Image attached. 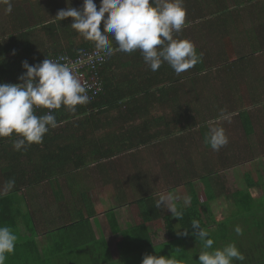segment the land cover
Wrapping results in <instances>:
<instances>
[{"label":"trees","instance_id":"1","mask_svg":"<svg viewBox=\"0 0 264 264\" xmlns=\"http://www.w3.org/2000/svg\"><path fill=\"white\" fill-rule=\"evenodd\" d=\"M25 1L11 0L13 7ZM48 2L49 14L52 17H55L58 10L66 9L62 8V2L57 0ZM94 2L99 6L100 0ZM38 3L41 4V1L38 0L37 5ZM82 3L83 0H68L65 7L80 8ZM184 7L185 26L173 35L176 39L190 40L197 54L201 55V62L177 75L166 62L162 63L157 71H152L145 64L139 50L132 53L115 51L108 57L100 72L104 83L103 92L90 104L76 105L75 112L63 105L60 109H55L52 114L56 117L57 127H68L76 117L80 119L77 122L78 127H84L87 120L95 122L96 125L100 122V117L111 110L128 111L131 105L136 104L149 115L148 108L154 103H160L175 115L171 122H175L180 132L183 129V113L188 112V116L194 114L189 116L187 127L190 131L197 128L200 136L205 138L208 122L221 118L223 110V113L230 114L231 119H224L220 127H233L246 141L254 137L258 146L256 150L264 156V128H260L258 132L254 131V125L260 122L257 116L250 113V110L257 112L264 109V0H184ZM19 19L18 22L9 24L10 30L6 27L10 31L8 38L1 37L6 39V42L0 43V83H20L17 78L24 72L22 61L26 60L30 65L37 64L51 56L64 53L73 55L76 50L95 46L93 41L85 38L80 41L79 47L73 45L74 37L80 34L70 27L73 22L70 17L59 22H47L43 27L38 22L28 21L26 17ZM38 27H41L44 35L45 51L41 53L37 51L39 42L33 37V31L39 29ZM66 41L71 46L61 47ZM113 46L115 47V44ZM215 47L216 50H210ZM9 52L13 53L10 61L4 59ZM32 55L33 58L30 59ZM11 68L13 76L10 73ZM6 76L9 78L4 81ZM183 98L186 106L184 110ZM34 111L37 116L46 114L44 111ZM194 112L201 115L197 116ZM120 120L123 119L118 116L114 121ZM141 125V131H133L132 128L121 141H129L131 147L149 148L150 141L154 139L159 144L158 149L171 143L175 146L174 150L168 154L166 151H159L160 155L169 157L178 151L176 144H179L180 148L181 137L172 134L168 118H144ZM156 127L159 129L156 130ZM54 129L50 128L43 137L46 138L44 143L48 150L49 143L52 142L49 140L59 137L50 136L56 133ZM82 149V146L74 143L56 150L61 156L60 159L68 156L77 158L80 162L78 167H82L87 158L86 151L83 150L85 155L81 154ZM89 150L91 160H95L98 150ZM121 151L117 150L118 153ZM111 154L114 155V150ZM251 186L263 189L262 198L247 193ZM188 195V206L176 205L177 210L182 213L180 218L166 213L162 206L158 207L159 201L148 190L143 192L141 198L130 202L119 197L121 206H129L133 223L119 222L115 209L110 210L108 223L112 233L118 235V249L122 256L121 259H113L107 254L104 241L90 238L95 242L94 248L100 255L101 264H131L136 259L142 261L145 254L170 256L181 261V264H199L198 256L203 250V241L194 235V229L191 227L193 220H198L200 228L208 231L209 237L214 241L213 249L228 243L236 245L245 259L233 261V264H264V184L259 180L248 182L246 190L237 192L239 199L230 200L234 208L230 210L229 216L213 225L210 224V216L201 207L196 194L189 191ZM205 196L206 201L213 199L207 193ZM15 201L13 197L0 198V226H5V211L10 212ZM83 203L88 205V200H83ZM81 220L72 221V225L80 230L90 226V223ZM158 221L163 223L167 241L155 244L148 225ZM236 226L242 229L239 235L235 232ZM105 256L107 257L104 258Z\"/></svg>","mask_w":264,"mask_h":264},{"label":"crops","instance_id":"2","mask_svg":"<svg viewBox=\"0 0 264 264\" xmlns=\"http://www.w3.org/2000/svg\"><path fill=\"white\" fill-rule=\"evenodd\" d=\"M40 1L44 6L48 0ZM37 2L38 0H26L14 6L15 9L12 5L11 13H6L7 5L0 3L1 44L6 42L10 34L6 27L10 30L9 24L19 20L21 22L22 19L19 18L26 17L30 22H38L41 27L47 22L56 20L49 14V9L46 7L38 8ZM67 2L68 0H64L62 8H67L65 7ZM40 28L33 31V37L39 42L37 43L39 53L45 51L44 35ZM74 38L73 45L79 47L83 37L77 35ZM70 46L66 41L61 47ZM12 54L9 52L4 59L10 61ZM29 58L32 59L33 55ZM12 72L11 68L10 73L13 76ZM8 78L6 76L3 80L7 81ZM182 101L184 110L186 108L184 98ZM142 109L136 104V106L131 105L128 111L111 110L102 115L100 122L96 125L95 122L88 120L85 122L82 119V122H85L84 127L77 126L80 120L78 117L73 118L68 127L54 129L56 133L50 136L59 135V137L49 140L52 141L49 143V150L44 143L46 138H43L40 144L33 143L17 151L13 147V141L18 138V134L0 137V189H3L7 181H15L14 187L7 194L0 195V198L13 197L16 200L14 208L10 212L5 211V217H3L4 225L10 227L17 236L14 252L6 254L5 264H101L100 255L94 248L95 242L90 238L104 241L107 254L113 259H121L118 235L112 233L108 223L110 210L115 209L119 222L133 223L129 206H121L118 198L132 201L128 200L131 194L125 190L126 184L130 185L132 182H138L137 190H130L136 199L141 198L144 191L151 192L150 178L155 180L151 169L152 164L159 167L162 175L165 170L170 182L173 181L175 184L169 189L168 196L180 186L190 204L188 192L191 191L196 194L201 207L209 215L212 213L211 210L216 208L215 205L221 201L233 207L230 200H237L239 197L237 192L246 190L248 182L259 180L262 185L264 184V156L263 153H258V149L256 150L258 146L254 137L246 141L233 127L224 129L228 143L216 151L205 142L204 137L200 136L197 128L190 131L187 127L189 116L192 117L194 114L190 113L191 115L188 116V112L183 113V129L180 132L175 122H171V118L175 115L170 113V109L165 105L154 103L148 108L149 115H146ZM194 113L197 116L201 115ZM250 113L257 116L260 122L254 125V131L258 132L257 126L264 125L259 118L262 114V120L264 119V109L257 112L250 110ZM118 116L123 120L114 121ZM160 117L168 118L172 134L178 138L181 137L180 148L179 144H176L178 151L172 157L159 154L160 150L163 153L166 151L167 154L174 150L175 146L171 143L158 149L159 144L153 139L150 141L149 149L142 146L131 147L129 141H121V138L130 133L132 128H134L133 131L139 129L141 131V121L144 118ZM220 119L218 117L214 121L217 126L222 125ZM155 129L158 130L159 127ZM74 143L82 146L81 154L86 151L87 158L82 167H78L80 162L77 158L68 156L60 159L61 156L56 150ZM133 143L135 145V141ZM90 147L93 151L98 150V156L95 159L97 161L91 160ZM112 150L114 155L111 154ZM117 150L122 151L118 153ZM166 158H172L173 161L168 162ZM144 159L151 160L150 169L146 171L142 170ZM162 179L164 181V178ZM167 180L168 178L165 177L166 183ZM241 180L243 187L240 184ZM105 190L107 195L104 194ZM261 190V187L251 186L247 193L256 198H262ZM91 191L94 199L90 195ZM206 193L213 198L211 201H206ZM154 196L160 201L161 198ZM83 200H88V205L84 204ZM211 204H213L212 207ZM162 210L165 211L164 205ZM212 215L216 222L221 221V216L214 213ZM80 220L90 223V226L80 230L72 225V221ZM158 222L162 223V221ZM154 239L153 236V241ZM163 241H167V238ZM137 263H141V260L136 259L131 264Z\"/></svg>","mask_w":264,"mask_h":264},{"label":"clouds","instance_id":"3","mask_svg":"<svg viewBox=\"0 0 264 264\" xmlns=\"http://www.w3.org/2000/svg\"><path fill=\"white\" fill-rule=\"evenodd\" d=\"M0 3L7 5L6 13H11V0H0ZM69 17L73 21L70 27L86 40L93 41L95 48L108 56L115 51L139 50L152 71L166 62L177 75L201 62V55L190 40L176 39L173 35L186 23L184 0H100L99 6L94 0H83L80 8L67 7L55 15L58 22ZM21 66L24 72L17 78L20 83H0V137L18 134L13 141L17 151L33 143H42L49 129L58 126L51 111L37 116L36 107L55 110L63 105L75 112L76 105L89 102L87 86L68 65L45 58L32 65L25 60ZM230 118V114L222 110L221 119ZM205 142L216 151L225 146L228 137L224 128L210 121ZM14 185V180L7 181L0 195L7 194ZM165 200L169 202L167 209L180 218L182 213L172 203L171 195L161 197L157 206H163ZM191 227L194 235L203 241L199 264H233V261L245 259L234 243L213 249V239L208 231L200 228L198 220H193ZM235 232L239 235L242 229L236 226ZM16 240L10 227L0 226V264H5L6 254L14 252ZM141 264H181V261L170 256L145 254Z\"/></svg>","mask_w":264,"mask_h":264},{"label":"rangeland","instance_id":"4","mask_svg":"<svg viewBox=\"0 0 264 264\" xmlns=\"http://www.w3.org/2000/svg\"><path fill=\"white\" fill-rule=\"evenodd\" d=\"M57 1L58 2H62V4L64 3V0H57ZM40 6L42 8L43 7H46L47 9L50 8V4L48 3V1H47V3L44 4V6L42 4H40V3H38V8ZM216 48L217 47L210 48V50L213 51V49L216 50ZM259 118H260L261 121L264 122V119L262 120V114L259 115ZM223 120L220 119L219 121L222 122ZM260 128H264V125L263 126H261V125L257 126V129L256 130H260ZM166 159H167L168 162H172L173 161L172 158H166ZM150 161L144 159V165L142 167V170L146 171L147 169H150V165H151V162ZM151 169L154 172V177H155V180H152V177H151L150 178V181H149L150 184H151V186H152L151 193L153 195L158 196L159 198H161V197H165V198L168 197V191H169V189L172 188L173 185H175V184H173V181L170 182L169 177L167 176V173H166L165 170L163 171V175H162V172H160L158 166L156 167L155 165L152 164L151 165ZM165 177L168 178L167 183L165 182ZM162 178H164V181H163ZM173 178H175V177H173ZM240 182H241L240 183L241 186L243 187L242 180ZM240 184H238V185H240ZM137 185H138V182H132L130 185H127L126 184V186L124 185L126 192H128V193L131 194V195H129L131 198L128 199V200L136 199V197L133 196L134 194L131 193L130 190H134V191L137 190V188H138ZM179 187H177L176 190H174L173 193L171 194V196L173 197L172 203H175V205L181 204L183 206H187V205H189V199L186 198V195L184 194V191L182 189H180ZM261 191H263V189ZM258 192H260V191H258ZM104 194L107 195L106 190H105ZM90 195H92V198L94 199V194H93L92 191L90 192ZM261 195H263V192H261ZM111 200L113 201V199H111ZM168 204H169V202L167 200H165L164 207H165V211L167 213L170 212L167 209ZM212 205L213 204H211V207H212ZM215 206H216V208H214V209L211 210L212 211L211 215L208 214V216H210L209 217L210 224L216 222L214 220V216L212 215L213 213L216 214V215H218V216H221V220H223L225 217H228L229 216L230 210L232 208V206H230V205L228 206V205L224 204L223 201H221V203H218ZM220 208H222V209H220ZM125 209H127L126 211H129L128 208H125ZM127 215H130V213H127ZM130 221L131 220H129V222ZM149 227H150V229H149L150 232L154 234L152 236L155 237L154 243L157 244V243H159V242H161L163 240H166V238H167L166 232H165V229H164L163 224L161 222H156L155 224H151V225H149ZM154 232H158L159 234L156 235Z\"/></svg>","mask_w":264,"mask_h":264},{"label":"built area","instance_id":"5","mask_svg":"<svg viewBox=\"0 0 264 264\" xmlns=\"http://www.w3.org/2000/svg\"><path fill=\"white\" fill-rule=\"evenodd\" d=\"M108 55L99 52L95 46L88 49H79L73 55L60 54L51 56L48 59L58 60L61 63L68 65L82 84L88 88V96L90 104L103 92L104 83L101 75L102 67L108 60ZM34 110L44 111L48 113L54 110H49L43 107H36Z\"/></svg>","mask_w":264,"mask_h":264}]
</instances>
